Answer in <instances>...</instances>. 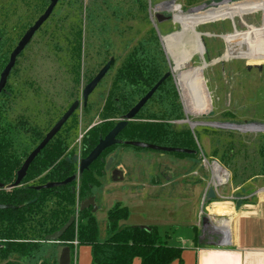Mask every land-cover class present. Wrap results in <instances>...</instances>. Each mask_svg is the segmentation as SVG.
<instances>
[{
	"label": "rangeland",
	"instance_id": "obj_1",
	"mask_svg": "<svg viewBox=\"0 0 264 264\" xmlns=\"http://www.w3.org/2000/svg\"><path fill=\"white\" fill-rule=\"evenodd\" d=\"M204 1L61 0L55 10L56 13L44 23L41 31L23 54L19 63L21 67L17 68L9 80L13 86L11 99L6 103H4L5 100H0L2 122L9 123L17 118H28L29 123L38 128L33 136L20 132L10 137V150L18 155L27 156L39 141V135L45 134L69 105L79 99L81 106L57 135L58 141L63 142L67 148V152L62 154L61 158H72L75 163V174H77L79 160L89 152L86 151V138L91 137L95 131L102 130L104 126L109 125L111 129L128 111L122 112L117 108L119 104L121 105L119 97L122 95L115 91L117 89L115 76L118 68L127 54L141 40L157 38L166 60L165 72L171 71V81L177 100L182 107V117L170 123L176 131L189 132L194 141L191 148H195L198 155L191 157L189 154L143 149L129 144H118L108 149L100 162L98 161L90 168L91 173L96 177L98 171L103 173L99 178L100 186L94 193V202L97 206L95 214L102 236L107 209L119 202L118 200L126 203L128 207L133 206L135 198L131 195L132 185L131 183L124 184L125 173L127 181H131L140 173L151 172L152 175H158L164 166L170 164L174 173L181 174L188 169L180 167V161L183 158L190 160L194 166H198L202 162L200 156L208 159V169L204 166L208 173L214 161L226 171L233 169L237 172L239 169L241 171L244 169L247 174L262 173L264 131H239L204 124L190 126L192 122H206L228 117L226 113L220 112L223 111L222 108L213 100L212 89L216 83L214 74L216 67L213 66V60L218 49L213 34L216 33L218 26L222 28L223 33L231 32L230 20L200 23L199 20L203 15H207L206 19L210 20L211 15L214 14L213 10L201 14L196 11L195 8L200 7V3ZM8 2L13 6L8 7ZM170 3L173 5L168 7L167 4ZM43 5L42 0H0V24L4 23L10 11L14 12L13 22H19L20 17L21 19L26 17L28 23H31L42 10ZM192 9L193 11L190 12ZM258 20L256 15L250 18V21L256 23ZM234 21L238 24L240 17L234 18ZM178 32L179 35H176ZM168 35H175V38H172L170 42L165 41L164 37ZM200 41L204 46L203 53L195 49V44L198 42L200 45ZM57 47L58 50H55ZM111 58L115 59V65L109 69L89 97L87 105L83 107L81 100L83 87ZM189 63H191L190 66ZM191 68H202V78L193 80L196 91L193 90L194 87L192 88L193 84L186 88L187 102L184 100L183 89L179 84V75L187 72L192 74ZM37 75H40L42 82L30 83V80H34ZM202 83L210 98V108L202 113L190 112L187 105H193L196 94L202 89ZM256 107L252 109L250 115L260 118L262 112L258 106ZM159 116L166 117L164 105L159 100L152 99L139 112L138 118L132 121L145 123ZM232 155L237 157L234 163L231 161ZM110 157H113V161L106 169V163ZM115 168L118 171L117 178L121 176V180H111ZM216 170H218L217 167ZM48 171L49 169H46L37 173L36 170H32L20 187L39 184ZM80 177L77 176L75 181L77 188ZM49 199L43 204L46 214L33 213L34 216L23 225L21 238L38 239L40 237L39 224L44 222L51 212L56 211L57 207H69L54 196H49ZM79 201V194H77L74 204L69 208L71 213L76 212ZM194 201L191 196L185 199L181 197L179 201L170 204L172 209H177L179 215L170 218L166 215L163 224L167 225L162 228L172 238V241L175 242L179 236H184V230L190 227L192 207H196L197 211L202 210L201 203ZM161 205L153 204L149 207L159 208L162 207ZM132 222L133 218L129 217L122 224L130 225ZM74 231L76 232V227ZM45 243L48 245L45 252L46 261L49 264H57L59 247L63 246V241H45ZM17 259L19 257L15 254L6 258L0 256V264L15 262ZM23 264L27 263L23 262Z\"/></svg>",
	"mask_w": 264,
	"mask_h": 264
},
{
	"label": "trees",
	"instance_id": "obj_2",
	"mask_svg": "<svg viewBox=\"0 0 264 264\" xmlns=\"http://www.w3.org/2000/svg\"><path fill=\"white\" fill-rule=\"evenodd\" d=\"M165 65L166 60L156 37L153 40L143 39L134 46L116 72L115 91L122 94L121 97L118 96L121 99L118 110H129L161 78L165 73ZM154 96L164 105L166 117H155L145 123L130 121L119 136L123 141L120 144H125L128 140H139L162 146L187 148L194 145L189 132L176 131L170 123L182 117L171 81L166 80ZM119 98L116 99L120 100ZM137 118L138 115L134 119ZM108 129L109 125L104 126L102 130H97L91 137H87L86 151H90L99 135ZM65 152L67 148L63 142L46 148L30 165L25 179L32 170L39 173L49 169L41 183L62 181L75 174L72 158H61ZM20 163L16 156L5 153L4 133L0 131V203L16 206L13 209L0 210V256L6 258L15 254L19 257L17 261H9L8 264H49L45 259L48 245L43 241L44 236L57 230L73 214L69 208L74 204L77 194L80 200L94 195L100 186L99 178L103 173L98 171L96 177L91 170L84 172L78 188L75 182L40 191L31 186L11 188ZM261 171L264 174V160ZM49 196L56 197L69 207H57L56 211L51 212V215L39 224L38 239L21 238L23 225L34 216L33 213L46 214L43 204L50 200ZM129 215L128 207L120 202L107 209L102 236L92 207L85 208L78 212L76 222L70 226L71 230L68 228L60 240L63 241V246L68 245L71 251L74 249V239L77 240L78 246H89L93 264H132L135 258L140 259V264H171L174 260L181 259L182 247L169 243L166 232H161L157 226L140 228L138 225L122 224ZM195 239L198 240V235Z\"/></svg>",
	"mask_w": 264,
	"mask_h": 264
},
{
	"label": "flooded vegetation",
	"instance_id": "obj_3",
	"mask_svg": "<svg viewBox=\"0 0 264 264\" xmlns=\"http://www.w3.org/2000/svg\"><path fill=\"white\" fill-rule=\"evenodd\" d=\"M42 1L44 3V5L42 6V10L39 12L38 15L34 17L31 23H28V21L26 20V17H23V19H21L20 17L19 22H13L14 12L10 11L8 13L9 16H7L4 19V23L0 24V76H1V72L3 71L5 66L8 64V62L10 61L11 54L13 50L15 49V47L18 45L23 35L35 23V21L45 12L46 8L50 4V0H42ZM60 1L61 0H58L57 3L54 5L47 20L56 13L55 10L57 9ZM22 3L23 2H21V4ZM171 5L172 4H167L168 7H170ZM12 6L13 4L9 3L8 7H12ZM199 6H200L199 8H196L197 9L196 11H199L200 14L205 11L209 12L210 10H213L212 12H214V14L211 15L210 17L211 18L210 20L206 19L207 15L205 16L203 15L202 18L199 20V22L201 21L200 23L211 22V21H221L225 19L230 20L229 24H230L231 32L223 33L224 31H222V28L218 26L219 28L218 27L216 28V33L213 34V37L216 39L217 44H218V49L215 52V56L213 60L214 61L213 66L216 67V71L214 73L216 83L212 89L213 100H214V103L217 102V105H219L220 108H222L223 111H220V112L226 113L228 117L222 118V119H213L212 121H206V122L197 121V122H192V123H194V125L204 124V125H209V126H213L217 128H222V129L229 128V129L239 130V131L240 130L242 131L243 129H246V131H248L247 129L249 128L251 129V131L253 130L264 131V0H205L204 2L200 3ZM253 15H256V17L259 18L257 23L250 21V18ZM238 17H240V21L237 24L235 23L234 18H238ZM44 23L34 32L29 43L15 57L14 65L7 77V80H6V83L3 89L0 92V100H5L4 103L8 102L7 100L11 99V94L13 90V86H11V84L9 83V80L12 78L14 73L17 71V68L21 67L19 63L22 60L21 58L23 54L26 52L27 48L32 43L35 36L41 31ZM176 35H179V32ZM197 35H198V39H200L198 33ZM172 38H175V35L164 37V40L170 42ZM195 46H196L195 49L199 51V53H203L204 46L201 43V41H200V45L197 42ZM55 50H58V47ZM187 58L189 59V55L187 56ZM201 69L202 68H193V69L191 68L192 74H188V72L187 73L185 72L186 74L179 75V84L181 88L183 89L184 100L185 101L187 100V102H188V99L186 97V88H188L189 86L193 84L192 88L194 87L193 90L196 91L195 89L196 86L193 80L196 78H200V77L202 78ZM102 79L98 82V84L102 81ZM171 79H172L171 76L167 78V80H170V81ZM40 82H42V78H40V75L35 76L34 80H30V83L32 84L33 83L36 84ZM85 86L83 87L82 93H81V100H82L83 107L87 105L89 97L93 94V92L96 89L95 87L94 90L90 93V95L88 96L87 103L84 105L83 90ZM154 95L150 100L157 99ZM77 100L79 101V106H78L79 108L81 106V101L79 99ZM209 100L210 98H208L207 91L202 83V89L196 94L195 100L193 101V105H192L193 107L187 105V108L190 112H194V113L206 112L210 108ZM72 103L69 105V107L72 105ZM256 106H258V108H260L262 112V116L260 118L252 117L250 115L252 109L254 110L255 108H257ZM68 108L66 109V111L68 110ZM181 110H182V107H181ZM75 111L67 118V120L63 123V125L58 130V132L50 139V141L38 153V155L36 156L34 160H36L37 157L46 148H52L54 147L55 144L60 142L58 141L57 135L62 129V127L65 125V123L75 113ZM64 113L61 115V117L64 115ZM61 117L58 118V120L52 125V127L45 134L39 135V141L36 143L34 148L27 154V156L18 155L17 153H14L13 151L10 150L11 148L10 137L16 133L19 134L20 132H23V133L25 132L29 134L30 136H33L36 134V131H38V128L32 126L29 123L28 118H17L13 122L9 121V123L2 122L1 121L2 118H0V131L4 133L5 153L16 156L21 161L20 166H19L20 168L22 163L28 157V155L39 145V143L45 138L47 133L54 127V125L60 120ZM218 124H221L222 126H218ZM103 136L104 135L101 134L99 135V138ZM98 140L96 144L98 143ZM192 146L193 145H190L187 148L196 150L195 148H191ZM106 151H104L99 156L97 161H100L102 159L103 154ZM197 155H198V152H196V154H190L191 157H195V156L197 157ZM200 157L202 159L204 156L203 157L200 156ZM110 158L113 161V157H110ZM97 161H95L93 165ZM19 168L15 172V178H16V173L19 170ZM28 170H27L26 176L28 174ZM24 179L21 182V184L24 182ZM75 181L69 184H72ZM21 184L16 187H20ZM41 184H44V183L40 182L39 184L28 185V186H31L34 188L35 186H38ZM11 188L13 187L11 186Z\"/></svg>",
	"mask_w": 264,
	"mask_h": 264
},
{
	"label": "crops",
	"instance_id": "obj_4",
	"mask_svg": "<svg viewBox=\"0 0 264 264\" xmlns=\"http://www.w3.org/2000/svg\"><path fill=\"white\" fill-rule=\"evenodd\" d=\"M231 157V161L236 162L237 157ZM201 161V165L194 166L190 160L183 158L180 167L188 169L181 174L174 173L170 164L164 166L158 175L140 173L131 181H127L125 173L124 184L131 183V195L135 199L132 207L118 201L131 211L129 217L133 218V222L130 225L157 226L164 232L162 226L167 225L163 224L166 215L169 218L179 215L170 204L181 197L185 199L191 196L203 208L197 211L196 207H192V222L184 230V236H179L174 242L168 235L169 243L182 247L181 259L171 264H264V174H247L244 169L237 172L228 170L226 179L216 184L215 199L205 202L208 187L215 179L210 169L209 173L206 170L208 159L203 157ZM213 163L217 164L215 169L217 167V171H221L220 165L215 161ZM153 204H162V207H149ZM201 212L208 216L213 228L228 232V244L210 242L204 236ZM197 235L198 240L195 239ZM214 237L216 239L218 235ZM71 264H93L90 247L81 245L74 248L71 251ZM132 264H140V259L135 258Z\"/></svg>",
	"mask_w": 264,
	"mask_h": 264
},
{
	"label": "water",
	"instance_id": "obj_5",
	"mask_svg": "<svg viewBox=\"0 0 264 264\" xmlns=\"http://www.w3.org/2000/svg\"><path fill=\"white\" fill-rule=\"evenodd\" d=\"M58 0H50V4L46 8L45 12L35 21V23L28 29V31L23 35L21 40L19 41L18 45L15 47L11 54L10 61L5 66L3 71L1 72L0 76V92L3 89L7 77L14 65L15 57L23 50V48L29 43L32 35L34 32L47 20L49 17L52 8L57 3ZM199 8V7H197ZM196 9V8H195ZM190 10V12H192ZM258 52V51H257ZM115 65V59L111 58L98 72V74L85 86L83 90V100L84 105L87 103L88 96L90 93L94 90L98 82L106 75V73L109 71V69ZM191 63H189V66ZM171 71L165 72L161 78L122 116V118L115 123V125L103 136L100 137L98 140V143L93 147V149L84 157H82L78 162V169L77 174H73L66 179L62 181H48L44 184L35 186L34 188L36 190L40 189H48V188H54L57 186H63L66 184H69L77 179V176H81L84 172L89 171L91 166L99 156L106 151L107 149H110L112 146H115L117 144L122 143L123 141L119 138L122 131L127 127L128 123L139 114V112L143 109V107L148 103V101L153 97L155 92L159 89V87L167 80L168 77H170ZM79 101L76 100L72 103V105L68 108V110L64 113V115L60 118V120L54 125V127L47 133L45 138L39 143V145L28 155L26 160L22 163L21 167L16 173V178L14 182L12 183V187L19 186L23 179L26 176L27 170L30 166V164L34 161L38 153L46 146V144L50 141V139L58 132L60 127L63 125V123L67 120V118L78 108ZM190 126L193 127L194 123H190ZM218 126H222L221 124H218ZM125 144H129L138 148L143 149H152L162 152H177V153H184V154H196V150L189 149L185 147H175V146H162L157 145L154 143H148L144 141L139 140H128L124 142ZM112 159L110 158L108 162L106 163V169L109 168V165L111 163ZM117 169L115 168L113 170V175L111 177L112 181L121 180L122 177L120 176L117 178ZM0 187L2 185L0 184ZM216 192L212 185L208 187L205 202L210 201L212 199H215ZM94 195H90L84 199H81L79 201V207L78 211H81L85 208L92 207V211L95 212L97 210V206L94 202ZM16 208V206L12 204H2L0 203V210L3 209H13ZM75 220L74 215H70L67 219V221L60 226L57 230L53 231L52 233L46 234L44 236L43 241L46 242H58L62 235L68 230V228L73 224ZM140 228H147L146 225H138ZM229 242L221 243L220 245H226ZM57 264H71V248L68 245L62 246L59 252L58 261Z\"/></svg>",
	"mask_w": 264,
	"mask_h": 264
},
{
	"label": "built area",
	"instance_id": "obj_6",
	"mask_svg": "<svg viewBox=\"0 0 264 264\" xmlns=\"http://www.w3.org/2000/svg\"><path fill=\"white\" fill-rule=\"evenodd\" d=\"M247 130L248 131H251L250 128L247 129ZM243 131H246V129H243ZM215 166H217V164L216 163H213V166L211 168L212 171L210 170L211 173H212V175L214 176V179H215V181L213 180L212 183H211L212 186L214 184V186H213L214 189H215V187H217L216 184L218 182L224 181L226 179V177H227V171L225 169H223L221 166H219L220 167V170H224V172L217 171L215 169ZM205 197H206V195H205ZM78 212L79 211H78V208H77L76 212L72 214V215L75 216L74 222H76V220H77ZM201 216H203V212L200 213V217ZM201 220H202L203 225H204V230H203L204 232H203V234H204L205 237L208 238V240H210V242H217L218 244H221V243L227 242L229 240V234H228V232L227 231L224 232V230H222V229H220V231H219V229L213 228L210 225L209 218H208V216L206 214H204V217H202ZM216 234L218 235V238L215 239L214 235H216ZM72 244H73V247L76 248L78 246L77 245L78 244L77 243V240L74 239L72 241Z\"/></svg>",
	"mask_w": 264,
	"mask_h": 264
},
{
	"label": "bare ground",
	"instance_id": "obj_7",
	"mask_svg": "<svg viewBox=\"0 0 264 264\" xmlns=\"http://www.w3.org/2000/svg\"><path fill=\"white\" fill-rule=\"evenodd\" d=\"M171 4V3H170ZM173 5V4H172ZM181 32H184V31H181ZM183 34V33H182ZM168 36H172V35H168ZM167 37V36H166ZM176 61H178V60H176ZM193 107V106H192ZM198 108V107H197Z\"/></svg>",
	"mask_w": 264,
	"mask_h": 264
}]
</instances>
